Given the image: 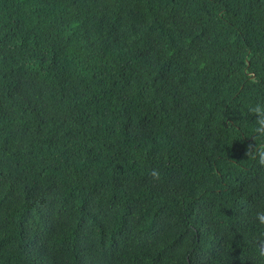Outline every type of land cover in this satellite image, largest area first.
<instances>
[{
	"label": "trees",
	"instance_id": "obj_1",
	"mask_svg": "<svg viewBox=\"0 0 264 264\" xmlns=\"http://www.w3.org/2000/svg\"><path fill=\"white\" fill-rule=\"evenodd\" d=\"M264 0H0V264H264Z\"/></svg>",
	"mask_w": 264,
	"mask_h": 264
},
{
	"label": "clouds",
	"instance_id": "obj_2",
	"mask_svg": "<svg viewBox=\"0 0 264 264\" xmlns=\"http://www.w3.org/2000/svg\"><path fill=\"white\" fill-rule=\"evenodd\" d=\"M253 111H255L256 113H262V112H264V109H262L261 107L257 106L256 108L253 109ZM259 125L264 127V117H262L259 120ZM260 162L262 164H264V151H262L260 153ZM256 218L261 224H264V210L257 211ZM262 255H264V253H262Z\"/></svg>",
	"mask_w": 264,
	"mask_h": 264
}]
</instances>
